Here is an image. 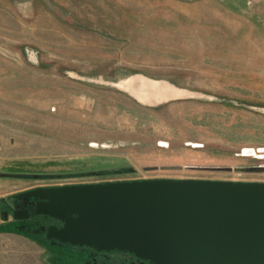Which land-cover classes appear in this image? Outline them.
Here are the masks:
<instances>
[{"label":"rangeland","instance_id":"obj_1","mask_svg":"<svg viewBox=\"0 0 264 264\" xmlns=\"http://www.w3.org/2000/svg\"><path fill=\"white\" fill-rule=\"evenodd\" d=\"M239 168L264 170V0H0V264L81 258L18 226L26 192L264 183Z\"/></svg>","mask_w":264,"mask_h":264},{"label":"water","instance_id":"obj_2","mask_svg":"<svg viewBox=\"0 0 264 264\" xmlns=\"http://www.w3.org/2000/svg\"><path fill=\"white\" fill-rule=\"evenodd\" d=\"M21 196L36 201L34 215L62 224L46 233L59 244L125 252L153 264H264V183L151 179ZM12 216L22 220L28 212Z\"/></svg>","mask_w":264,"mask_h":264},{"label":"flooded vegetation","instance_id":"obj_3","mask_svg":"<svg viewBox=\"0 0 264 264\" xmlns=\"http://www.w3.org/2000/svg\"><path fill=\"white\" fill-rule=\"evenodd\" d=\"M23 198V197H22ZM26 204L28 205L26 208H20V209H13L12 206L9 207V211L12 213L14 211H24L26 210L28 212V218L22 219V220H16V223L18 226H25L22 228V230H30V228L33 229L36 237L42 235L44 236V239L48 242H45L47 244H52L60 247H66L68 246L70 249H72L74 252L80 254L81 258L75 262L77 259H74L75 263H67V264H153L149 261L141 260L136 258L135 256L125 253V252H119V251H96L94 249L88 248V247H72L67 244H59L56 241L49 240L46 237V233L48 228L55 227L60 228L62 224L54 219H50L48 217L44 216H37L33 214L34 205L36 203L35 200L31 198H24ZM13 218V216H12ZM17 226V224L13 225Z\"/></svg>","mask_w":264,"mask_h":264},{"label":"bare ground","instance_id":"obj_4","mask_svg":"<svg viewBox=\"0 0 264 264\" xmlns=\"http://www.w3.org/2000/svg\"><path fill=\"white\" fill-rule=\"evenodd\" d=\"M33 61V60H32ZM133 79V78H132ZM131 80V79H130ZM123 81V80H122ZM151 82V81H150ZM150 82H146L144 79H140V78H135V79H133L132 81H128L127 82V84H126V86H125V90H130L131 88H129V86H136V85H145L146 86V90H141L140 88H134V89H137V90H134V91H140V92H157L158 94H157V96H164V95H166V94H169V93H162V89H169V90H172V89H170V88H168V86H164L163 84H161V83H157V82H153V83H150ZM147 86H150V87H155L156 89H157V91H154V90H149V89H147ZM139 87H141V86H139ZM142 88V87H141ZM140 89V90H139ZM133 90H132V92H133ZM159 90V91H158ZM161 91V92H160ZM132 95V94H131ZM144 98L145 97H137V100L139 101V102H141V103H144V104H146L147 103V100H144ZM168 98V97H167ZM148 99V98H147ZM157 99H158V97H157ZM163 99V98H162ZM165 99V98H164ZM166 100V99H165ZM157 101V100H156ZM149 103V102H148ZM147 103V104H148Z\"/></svg>","mask_w":264,"mask_h":264},{"label":"trees","instance_id":"obj_5","mask_svg":"<svg viewBox=\"0 0 264 264\" xmlns=\"http://www.w3.org/2000/svg\"><path fill=\"white\" fill-rule=\"evenodd\" d=\"M44 242H48V241L44 239Z\"/></svg>","mask_w":264,"mask_h":264}]
</instances>
